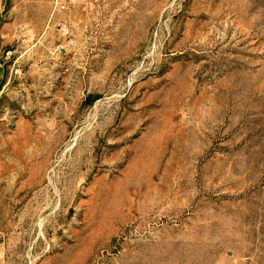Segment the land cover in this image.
I'll list each match as a JSON object with an SVG mask.
<instances>
[{
    "label": "rangeland",
    "instance_id": "374dc122",
    "mask_svg": "<svg viewBox=\"0 0 264 264\" xmlns=\"http://www.w3.org/2000/svg\"><path fill=\"white\" fill-rule=\"evenodd\" d=\"M0 264H264V0H0Z\"/></svg>",
    "mask_w": 264,
    "mask_h": 264
}]
</instances>
